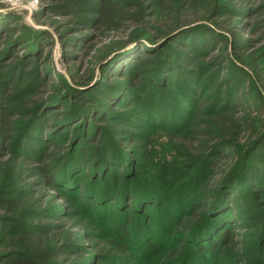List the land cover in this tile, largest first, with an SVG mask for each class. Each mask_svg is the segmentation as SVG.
<instances>
[{"label":"trees","instance_id":"trees-1","mask_svg":"<svg viewBox=\"0 0 264 264\" xmlns=\"http://www.w3.org/2000/svg\"><path fill=\"white\" fill-rule=\"evenodd\" d=\"M234 7L233 0H61L48 7L46 13L63 9L65 14L71 15L69 25L60 34L64 43L72 47L94 38V33L86 29L95 31V35H108L123 28L127 31L130 24L132 28L125 38L110 39L96 49V66L101 80L92 85L94 79L79 98L64 96V100H69L68 104L52 112L51 118L43 123L51 126V131L48 130L51 134H43V137L58 140L54 143L51 139L53 150L45 151L43 144L37 141L42 126L38 122L39 116L35 115L37 109L61 98L54 97L42 106L31 107L28 119L22 122V132L26 129L27 133L25 141L18 140L14 145V155H11L14 174L22 181L40 175L39 181L31 182L32 186L54 189L58 197H53L61 199L63 204L51 203L46 192H39L35 198L5 197L0 200L5 212L16 210L21 214L18 222L25 217L32 220L27 227L29 230L19 231L14 238L0 240V244L6 243L8 247L0 250L2 264H188L186 245L189 244L185 241L201 228L199 237L207 238L197 244L193 260L202 264H241V261L264 264V204L260 211L255 210V218L232 204L228 213L234 217L217 216L214 212L228 196L227 183L235 180L232 172L212 179L206 187L207 200L193 210V220L189 219L188 224L180 220L170 223L182 208L176 207V211L166 217L162 212V208L167 210L170 203L166 190L152 189L155 179L142 168L134 171L131 165L127 168L131 157L126 156L119 144L122 133L138 135L132 127L165 128L171 133L183 134L195 113L196 90L203 87V94L211 91L210 84L202 78L208 80V73H216L215 69L211 70V64L198 59L214 50L215 39H222V36L204 28L203 21L222 15L226 9L249 8L245 4L239 9ZM0 16H3L2 20L13 18L12 23L18 20L16 14L2 13ZM39 35L37 30L25 25L20 27L11 22L0 25V136L3 128L17 127L16 120L9 115L12 106L19 105L18 113L26 112L25 104L31 102L26 95L37 81H41L37 77L38 71L22 69L27 61L25 54L10 52L24 44L32 49L37 43H43ZM143 39L154 45L146 46ZM238 44L237 41L235 45ZM140 46L145 48L137 52ZM121 54H127L123 63L119 59ZM29 64L32 66L34 61L29 60ZM63 88L66 93L79 91L70 85ZM258 97L264 98V93ZM225 100L223 97L222 101ZM130 110L143 116L134 122L133 117L124 115ZM111 118L122 121L116 123ZM246 118L240 122L235 118L229 121L224 116L229 127L215 133L208 130L211 141L231 138L235 142L241 127L246 125L253 132L247 143L248 151L252 152L264 139V112L260 117ZM147 133H141L144 139L141 145L146 148L147 159L158 175V166L161 167L165 159L162 162V152L159 153L154 139ZM67 138L68 143L60 145ZM21 145L27 146L20 150ZM2 150L0 142V152ZM249 156H245L247 160ZM260 156L254 160L263 162ZM28 159L37 164L30 165ZM2 166L0 160V169ZM159 173L167 176L162 170ZM232 195L229 193L228 198L234 202ZM188 201L196 203L194 198L189 197ZM205 207L207 211L201 212ZM7 217L14 221V216ZM56 217L60 221H50ZM164 217L166 222L162 227L165 228L161 230L166 231L165 237L154 244L155 232L160 235L158 228L154 230L155 220ZM40 218L46 222L36 220ZM151 218L152 222H149ZM12 226L18 227V223ZM72 229L82 232L73 233ZM238 229H248L249 236L247 247L241 252L234 251L238 245L234 238ZM80 236H91L92 252H86ZM209 253L214 260L206 261Z\"/></svg>","mask_w":264,"mask_h":264},{"label":"rangeland","instance_id":"rangeland-1","mask_svg":"<svg viewBox=\"0 0 264 264\" xmlns=\"http://www.w3.org/2000/svg\"><path fill=\"white\" fill-rule=\"evenodd\" d=\"M59 1L61 0H0V14H16L18 18V20H15L16 23H12L13 18L7 20L3 18L2 20L3 16H0V25L4 22H11V24H16L20 27L25 25L32 30H37L38 34H40V39L43 40V43H37L36 47L32 49L24 44L10 52L18 55L25 54L27 61L23 63L22 69L38 71L37 77H40L41 81H37L33 87L34 89L26 95L27 99L31 100V102L25 104L26 107L24 106L27 108L26 112L18 113L20 112L18 111L20 110L19 105L12 106L9 115L11 119L16 120L17 127L7 130L3 128V134L0 136V142L4 149V151L0 152V160L3 162V166L0 169V200L5 197L21 199L31 196L35 198L39 192H46L51 198V203L63 204L61 199L53 197V195L58 197L54 189L46 190L45 187L32 186L31 182L39 181L40 175L37 174L32 178L23 179V181L15 176L11 155H14L15 143L18 140L22 141V139L25 141L27 133L26 129L22 132L21 126L28 119L29 112L34 106H42V103L54 97L61 98L47 107L37 109L35 115L39 116L38 122L42 126L40 127L41 137H38L37 141L41 145L43 144L45 151L48 149L53 150V147H50L51 142H53L51 139L53 138L43 137V134H51L49 132L51 131V126L43 123H46L51 118L52 112L68 104L69 100H64V96L68 95L72 99L79 98L82 93H85L84 91L94 79L95 82L92 85L101 80L96 66V49L111 41L110 39L119 40L125 38L129 29L132 28L130 24L127 31L125 30L126 28H123L120 31L110 32L108 35H95V31L86 29L85 31L94 33V38L80 41L77 46L79 49H76V45L72 47L68 45L69 43H64V37L60 34L61 30L69 25L68 20L71 15L65 14L66 11L63 9L46 13L50 5ZM233 2L235 4L234 8L239 9L243 4L249 8L246 7L238 11L226 9L222 15L211 16L203 21L204 28L221 35L223 40L216 38V48L206 56L198 59L204 64H211V70L215 69L216 73H208L206 75L209 81L206 80V77L202 78L210 84L209 88L211 91L203 94V87L200 91L196 90L195 113L184 127L183 134H174L165 128L155 130L150 127H132L134 134L138 135L122 133L119 136V144H121L126 156L131 157L127 168L130 165L133 171L142 168L146 174L153 176L155 179L153 180L152 189L159 192H163V188L166 190L170 202L169 206L166 205L167 210L164 207L162 208V212L166 213V217L169 218L171 213L176 211V207L182 208L178 212V217H175L170 223L180 220V222L185 221L184 223L188 224L189 219L193 220V210L199 203L207 200L206 187H208L212 179H217L231 172L235 176V180L227 183L226 188L229 191L228 196L229 193L233 194L231 197L234 202H231L228 196H225L224 201L222 200L223 202L221 201L222 203L220 202L219 206L215 208V214L217 216H233L228 213L232 204V207L245 214L250 213L255 218V210L260 211L263 208L264 161H255L254 157L261 155L264 160V139L250 152L248 151L247 143L252 138L253 132L246 125L241 127L235 142L231 138L225 140L216 138L214 139L215 141H211L210 132H208V130L212 129V132L215 133L221 128L229 127L226 119L230 121V119L235 118L242 122L247 119L246 117L250 119L256 116L260 117L264 112V98L260 99L258 97L259 94L262 95L264 93V0H233ZM52 20L54 22L50 23ZM234 24L235 27H231ZM143 40L146 46L154 45L146 39ZM237 41L239 44L236 46ZM144 48L145 46H140L137 52L143 51ZM72 52L74 55L71 54ZM126 55H120L121 63H123L122 60L125 59ZM246 57L247 59H245ZM251 58L253 59L251 60ZM29 60L34 61L32 66L29 64ZM217 60H219L218 64ZM121 63L118 66H121ZM226 79L227 81H225ZM23 81L24 79H22ZM103 84L104 82L101 83V85ZM64 85L78 88L79 91L66 93L63 88ZM223 97H225L226 102L222 101ZM197 99L200 101H197ZM9 103L13 104L14 101H9ZM124 115L133 117L134 122L143 116L132 110L125 112ZM224 116H226V119H224ZM111 120L116 123H119L120 120L122 121V119H119L117 122L113 118ZM136 124L139 125L138 123ZM143 132H148L149 138L154 139V144H156L159 153L162 152V162L164 159L165 161L158 168L166 173L167 176L161 175L159 173L160 170H157L158 175H156L155 167L147 159L146 148L141 145L144 142V139L141 138V133ZM31 137H33V132ZM53 140L54 143H58L57 139L54 138ZM68 140V138L65 139L60 145L67 144ZM204 141L205 143L202 144ZM212 142H218V145L213 143L214 147L211 148ZM206 144H208V148L204 149ZM26 146L21 145L20 150ZM248 154L250 156L247 160L245 156ZM27 161L30 165L37 164V161L32 159ZM183 182L186 184L184 185ZM189 197L194 198L196 203L188 201ZM46 204H48V201H46ZM204 211H207L206 207L201 212ZM190 212L191 215H189ZM61 215H64V213L62 212ZM7 216H14V221L7 219ZM19 217L22 216L18 211L7 213L0 206V240L6 237L9 239L12 236L14 238L19 231L27 229L28 226L30 227L32 224L31 219L25 217L19 219L18 222L17 218ZM166 217L155 220L154 230L158 228L160 235H156V232L155 234L154 232L152 233L156 238L154 244L159 242L158 240L161 237V240L165 237L166 231L161 229L165 228L162 226H165ZM36 220L46 222L42 218ZM50 221L57 222L60 220L56 217ZM209 221H211V210ZM149 222H152V218ZM17 223L18 227L12 226V224ZM171 227L169 231H171ZM175 227H178V225ZM180 229L185 231L183 227ZM201 230L202 228L193 235V239H186L185 241V243L189 244H185L188 248V264L189 261L193 262L192 264L203 263L193 260V253L197 249V244L207 238V236L199 237ZM72 232L81 234L82 231L80 229H72ZM247 232L248 229H238L237 237H234L238 245L234 251L240 250L241 252L245 250L247 247L246 241L249 237ZM79 239L87 248L86 252H92L93 247L90 246L91 236H80ZM98 244H100V240ZM5 245L6 243H1L0 250H7L8 247ZM252 257L250 256L249 258ZM211 259L214 260V257L211 258L209 253V260L206 259V261ZM236 263L238 264V262ZM240 263L245 264L244 261Z\"/></svg>","mask_w":264,"mask_h":264}]
</instances>
